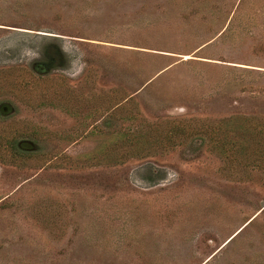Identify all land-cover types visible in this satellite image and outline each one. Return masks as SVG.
Here are the masks:
<instances>
[{
    "label": "rangeland",
    "instance_id": "1",
    "mask_svg": "<svg viewBox=\"0 0 264 264\" xmlns=\"http://www.w3.org/2000/svg\"><path fill=\"white\" fill-rule=\"evenodd\" d=\"M0 264H264V0H0Z\"/></svg>",
    "mask_w": 264,
    "mask_h": 264
},
{
    "label": "trees",
    "instance_id": "2",
    "mask_svg": "<svg viewBox=\"0 0 264 264\" xmlns=\"http://www.w3.org/2000/svg\"><path fill=\"white\" fill-rule=\"evenodd\" d=\"M13 147H14V149H16V151H18V152H20V153H25L26 151L25 150H21V149H19L17 146H14L13 145Z\"/></svg>",
    "mask_w": 264,
    "mask_h": 264
}]
</instances>
